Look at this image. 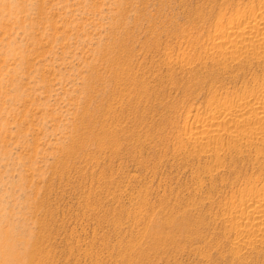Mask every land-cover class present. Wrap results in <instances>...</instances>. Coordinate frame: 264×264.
<instances>
[{
    "label": "rangeland",
    "instance_id": "1",
    "mask_svg": "<svg viewBox=\"0 0 264 264\" xmlns=\"http://www.w3.org/2000/svg\"><path fill=\"white\" fill-rule=\"evenodd\" d=\"M263 5L0 0V264H264L229 215L264 186V135L190 140L264 87L216 31Z\"/></svg>",
    "mask_w": 264,
    "mask_h": 264
},
{
    "label": "bare ground",
    "instance_id": "2",
    "mask_svg": "<svg viewBox=\"0 0 264 264\" xmlns=\"http://www.w3.org/2000/svg\"><path fill=\"white\" fill-rule=\"evenodd\" d=\"M216 31L224 43L221 46L226 45L224 50L220 46L217 53L228 57L230 52L228 60L234 61L235 54L264 57V5L237 17L229 25H217ZM196 128L190 136L195 143L214 145L227 137L234 147L251 146L264 135V87L257 93H245L212 105ZM212 152L218 154L216 149ZM244 192L229 214L241 220L235 226L238 238L235 246L239 248L264 244V186H252Z\"/></svg>",
    "mask_w": 264,
    "mask_h": 264
}]
</instances>
